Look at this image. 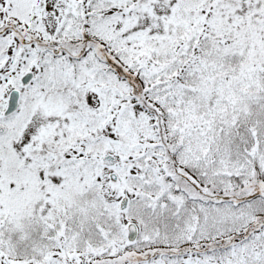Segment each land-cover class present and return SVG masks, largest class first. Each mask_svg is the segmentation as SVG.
Returning a JSON list of instances; mask_svg holds the SVG:
<instances>
[{"label": "snow or ice", "instance_id": "1", "mask_svg": "<svg viewBox=\"0 0 264 264\" xmlns=\"http://www.w3.org/2000/svg\"><path fill=\"white\" fill-rule=\"evenodd\" d=\"M0 264H264V0H0Z\"/></svg>", "mask_w": 264, "mask_h": 264}]
</instances>
